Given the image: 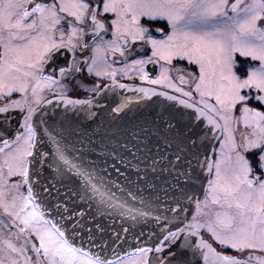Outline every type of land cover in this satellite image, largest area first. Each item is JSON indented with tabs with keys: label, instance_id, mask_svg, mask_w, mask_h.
Returning <instances> with one entry per match:
<instances>
[{
	"label": "snow or ice",
	"instance_id": "6c2138e0",
	"mask_svg": "<svg viewBox=\"0 0 264 264\" xmlns=\"http://www.w3.org/2000/svg\"><path fill=\"white\" fill-rule=\"evenodd\" d=\"M0 264H264V0H0Z\"/></svg>",
	"mask_w": 264,
	"mask_h": 264
},
{
	"label": "flooded vegetation",
	"instance_id": "af4514ba",
	"mask_svg": "<svg viewBox=\"0 0 264 264\" xmlns=\"http://www.w3.org/2000/svg\"><path fill=\"white\" fill-rule=\"evenodd\" d=\"M151 72H153V74H155L156 71H158V67L157 68H152L150 66L149 69ZM82 79L84 80L85 83H90L91 82V78L88 77L86 74L82 76ZM122 82H126V83H133V81H122ZM136 83H139L138 81H136ZM71 95H73L74 97H79V98H84L85 93L81 90H77L73 93H71Z\"/></svg>",
	"mask_w": 264,
	"mask_h": 264
}]
</instances>
